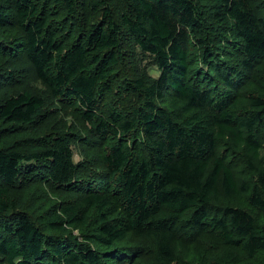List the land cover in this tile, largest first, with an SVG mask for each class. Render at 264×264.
<instances>
[{"label":"trees","instance_id":"1","mask_svg":"<svg viewBox=\"0 0 264 264\" xmlns=\"http://www.w3.org/2000/svg\"><path fill=\"white\" fill-rule=\"evenodd\" d=\"M263 254L264 0H0V264Z\"/></svg>","mask_w":264,"mask_h":264},{"label":"rangeland","instance_id":"2","mask_svg":"<svg viewBox=\"0 0 264 264\" xmlns=\"http://www.w3.org/2000/svg\"><path fill=\"white\" fill-rule=\"evenodd\" d=\"M142 57V56H141ZM142 62L146 66L147 71L151 75H158L159 70L157 66L153 63L152 59L148 56L142 57ZM14 81L8 80L6 85V90L9 94L15 93L20 90H29L32 93L44 94L46 92V87L34 76V72L30 69L22 70L17 76L14 77ZM21 79V80H20ZM13 82V84H12ZM51 113H48L47 118L44 121V126L49 127L51 124L57 125L59 123L64 124L68 129L66 132H72V121L73 114L72 110L69 107H66V104L50 102L49 106ZM31 145L32 143L29 142ZM33 147V146H29ZM81 157L79 155L78 149L74 152V160L77 161ZM264 258V254L261 255ZM260 260L259 255L255 260L245 258L242 264H257ZM257 261V262H256ZM256 262V263H255Z\"/></svg>","mask_w":264,"mask_h":264}]
</instances>
